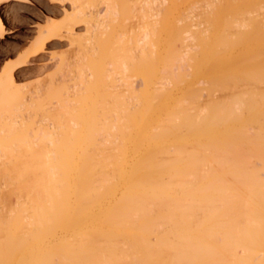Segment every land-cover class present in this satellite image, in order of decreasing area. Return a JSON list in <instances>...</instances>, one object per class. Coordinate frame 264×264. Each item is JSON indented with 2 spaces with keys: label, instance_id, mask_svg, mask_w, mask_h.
<instances>
[{
  "label": "bare ground",
  "instance_id": "1",
  "mask_svg": "<svg viewBox=\"0 0 264 264\" xmlns=\"http://www.w3.org/2000/svg\"><path fill=\"white\" fill-rule=\"evenodd\" d=\"M50 1L71 10L41 27L30 55L67 39L76 70L28 95L14 71L30 55L0 76V179L26 199L0 214V264H264V90H238L264 82L263 20L235 16L240 37L214 40L191 16L178 27L161 5L153 13V0ZM235 2L208 11L246 5ZM133 17L140 31L127 38ZM213 23L207 32L220 34ZM254 26L259 36L243 31ZM203 88L236 96L206 93L205 105ZM24 111L43 125L19 124Z\"/></svg>",
  "mask_w": 264,
  "mask_h": 264
},
{
  "label": "rangeland",
  "instance_id": "2",
  "mask_svg": "<svg viewBox=\"0 0 264 264\" xmlns=\"http://www.w3.org/2000/svg\"><path fill=\"white\" fill-rule=\"evenodd\" d=\"M126 1H127V3L129 2L131 5H133L134 2H135L133 0H126ZM143 1H145V0H139V6L136 5V4L135 5L138 6V8H140L141 7L140 3H142ZM174 1H173V3H174V5H173L171 0H155V1L153 0V2H154L153 3V9H155V10L152 9L153 10L152 12L154 13V11H156V9H157V12H159L160 9H162V10L165 9L166 13H167V15L166 14L165 15H166V17H168V21L170 23H172V24L177 25L178 27L182 26V24L185 23L183 21V18L186 15H187L186 17H190L191 16L192 17V21L191 22H193L195 24L196 23L198 24V26L196 27V29L198 31H200L204 27L205 30L202 29L201 31L204 32V35L208 39L217 40V38L221 37L220 36L221 34H222V37L224 35H229L232 38H239L240 36L237 37L238 35H237L236 31H235L237 28L231 27V25H230V22L235 18V16L237 17L238 15L241 16L239 18H242V19H243V17L248 18V19L251 18L250 20H252V16L253 17L256 16L257 17L256 18V22H257V19L260 18V19L263 20V22L262 21H260V22L264 24V5H263L264 4V0H260V2H257V4H256V1H258V0H243L244 2H246L245 4L247 6L243 5L242 0H237V1L242 2V5L244 6V8H243L244 11L242 9L243 6L236 7L237 10L235 8H233V6L227 7L229 5H232V3L234 2V0H229V3H227V6H225V8L222 6V8H220L222 10H219L220 17H219V15H218V17L220 19L216 18V17H213V13H216V12L210 13V11H208L209 6H210V5L208 6V4L209 3L211 5L215 4L214 6H216V7L219 6L220 7L223 3H224L223 5H225V2L222 3V0H219V1H221V4H219V5H218V3H220V2H218V0H204V1L203 0H200V1L199 0L198 1L197 0H195V1L194 0H174ZM224 1H226V0H224ZM190 2H192V3H190ZM240 2H237L238 5H239ZM261 2H262V4H261ZM175 3H176V5H175ZM237 3L235 2V5ZM143 4H144V2H143ZM143 4H142V6H143ZM151 4H152V0H151ZM192 4H193L194 7L190 6ZM194 4H196V5H194ZM135 5H133V6L135 7ZM160 5L162 6V8H160ZM188 5L191 8H185L186 6L188 7ZM259 5H263L262 8ZM214 6H211V7L213 8ZM246 8H247V12H245ZM68 9L71 10L70 1H64L63 3H57V2H51L50 0H28V1H25V0H8V1H6V6H3V4H2L0 6V11H1V14H2V16L4 18L5 25L7 27V33L4 34V36L2 38H0V76H3L2 73H4V71H6V69H8V68L10 69L12 67H15V66H17V63H19V61H21L23 59H26V56L27 55L29 56L31 54V51L34 48L35 42L39 38L38 36H40L41 27L43 28V27L47 26L50 21H55L56 23H61L65 19L66 10H68ZM165 10H163V11H165ZM239 10H241V11H239ZM236 11H239L240 13L238 14V13H236ZM243 12H245L247 14V17L245 16L246 14L244 15ZM164 13L165 12H163L162 14H164ZM180 13H181V17H180ZM182 14H184L185 16L182 15ZM209 14H212V15H209ZM159 16H162V15L159 14ZM162 17H164V16H162ZM135 18L136 17H133V20L132 19H126L127 20V21L125 20L126 23H123V24H127V26L124 25V26H126V28L124 30H122L123 29L122 28L121 31L123 32V34L126 35V37L128 36L127 38H131L132 36H130V35L132 33H134L133 31H136L139 28V27H136L137 21L135 20ZM181 18H182V22L180 24V19ZM157 19L159 20L160 18L157 17L155 20H157ZM248 19H246V20H248ZM204 20H207V22H205ZM239 20H241V19H239ZM208 21L214 22L213 24H214L215 28H216V23L220 24V28L223 27V30L220 29V31H219L221 33L220 34L218 33L219 36H218L217 33H215L216 34L215 35L214 31H212L213 34H210L211 32L208 33L209 32V29H208L209 24H207ZM251 22H253V21H251ZM258 22H259V20H258ZM199 26L202 27V28H200ZM260 26L261 25H259V29H260ZM117 27L115 29L120 31L119 30L120 27L118 29H117ZM74 29L76 30L77 33L78 32L79 33H81V32L84 33L85 24L82 23V24L76 26ZM206 29H208V32H207ZM259 29H256L255 26H254V28L251 27L250 29L243 30V31L249 32V34L250 33L251 34H257V36H259L260 35ZM177 30H178V28H177ZM237 30L241 31L239 29H237ZM139 31L140 30H138V32ZM136 32L134 34H136ZM162 32H164V33H162L163 34L162 36L160 34L159 41L163 42L162 41V39H163L162 37H164V39H163L164 40V43H163L164 45L159 43V45H161L159 47L162 48V45H163V48L162 49L160 48L161 50L158 49L159 50L158 52L166 53V51H167L166 46H167V42L169 40L170 33L165 34V32L167 33L168 31H164V30ZM216 32H218V30ZM134 34H132V35H134ZM8 35H10V37ZM164 35L165 36L167 35V36L165 37ZM140 37L141 36H139V38ZM250 37H251V35H250ZM263 37H264V35H263ZM263 37L260 36V39H259L260 43L259 44H260L261 48L259 49V47H258L257 50L258 51L260 50V52L261 53L263 52V54H264V45H263V41L261 40V38L264 40ZM256 41H257V39H256ZM192 42H193V40H192ZM192 42H191V44H192ZM248 42H250V41H248ZM255 44H257V43H255ZM259 44H257V45H259ZM192 46H193V44L189 45L188 48L189 49L192 48L191 50H194L196 47H195V45L193 47ZM132 47H133V49L135 48L134 46H132ZM197 47H198V45H197ZM135 50H137V49L135 48ZM135 50H133L134 52H132V53H134L133 55H135ZM191 50H189V51H191ZM199 50L200 49L197 48L193 52L196 53V51H197V53H199ZM138 51H140V50H137L136 52H138ZM74 52H75L74 46L69 45L67 39H63V40L54 39V40H52V42L51 41L48 42V44L45 47V50L41 51L37 55H34V56L30 55L28 57V62L24 63L22 66H20L19 68L15 69L14 74H15V78H16V80L18 82V86H20L21 89H23L28 95L29 91L32 92L31 90L35 91L36 89L38 90L40 88H41V90L43 92L46 91V89H47L46 87H48V84L50 83V81L51 80H56V79L60 78V76L64 75L65 79H70V77H69L70 75L69 74H71V73L73 74V71H70V70L74 69V74H75V70H76V68L74 67V64H73V59H74L73 56H75ZM139 54H141V53H138V54L136 53L137 56H139ZM136 55H135V59H137ZM248 55L250 56V54H248ZM186 57H185V59H186ZM139 58L140 57H138V59ZM187 58H189V55H188ZM247 58H248V56H247ZM185 59H184V61H182L181 67L183 66L184 69H186L188 67L187 68L188 71H186V70H184V71H186L188 73V74L187 73L186 74H187V77H189L188 76L189 72L192 69L190 67L191 63L190 62H186ZM61 65H62L63 68L61 67ZM148 67H150V65L146 66L147 69H148ZM181 67L178 69V71L182 70ZM189 68H190V71H189ZM60 70H62V71H60ZM184 71H183V74H184ZM193 72H194V70H193ZM61 73H62V75H61ZM191 77H193L192 74H191ZM200 78H201V76H200ZM202 78H203L202 80H205L204 77H202ZM202 80L200 79L199 81H201V83H202ZM248 81H250V79ZM248 81L245 82V83H244V81L243 82L241 81L242 83L240 82V84H239V85H241V87L237 86L238 88L240 87L241 89L239 88L238 90L239 91L240 90L241 91L246 90L245 87H244L245 84H246V87L248 85L251 86V87H255L256 86L257 88H259L258 89L259 91L261 90L263 92V90H264V82L255 83L252 80L250 82H248ZM205 82L208 83L207 80L204 81L203 85L200 84V88H202V87H204L206 85ZM242 84H243V86H242ZM197 86H199V85H197ZM207 86H205L204 88H206ZM233 87H234V91H233V89H232V91L236 92L237 91L236 90L237 87H235V86H233ZM204 88H203L204 91L203 92L201 91V94L204 93V94H202L203 97L201 98V100L203 99L202 101L205 100L204 104L206 103V100H208L209 97H210V96H208V98H206V96H207L206 93H209V95H212V94H210V92L211 93L214 92L215 93L214 96H219L217 98H221V96H223L221 99H224L228 95L227 100H229L232 97V94H233V92L231 93V91H229V89H231V88L225 89L227 92L224 89H221V88H218V89H215V90L204 89ZM207 88H209V87H207ZM249 88L250 87H248V89ZM44 93H43V95H44ZM223 94H225V97H224ZM229 95H231L230 98H229ZM233 95L236 96L235 94H233ZM202 105H203V102H202ZM25 111H24V113L22 112L20 114L19 118H16L19 124H21V122H22V125H23L26 122V124L29 125V124H34V121H35V122H37L35 124V125H37V127H40V126L43 125L41 123L43 121V115L41 113L36 112V115H38L36 117V116H33V115H35V113L33 114V111L32 112L30 111L31 113L29 111H28L29 113H27ZM46 122L47 121L44 122L45 125H46ZM39 123H41V125ZM25 155H26V157H28L27 154H25ZM28 155H30V154H28ZM31 157H32V154H31ZM263 164H264V162H263ZM0 165L2 167L3 164H0ZM1 167H0V170H1ZM263 171H264V169H263ZM0 177L3 179L2 176H0ZM263 178H264V175H263ZM5 180L6 179L1 181V179H0V182H2V183H0V188L3 187L5 189H7V190L3 189V191H0L1 192L0 193V197L2 195L4 197L6 195H8V197L6 196V198H7V199L5 198L6 200L4 199V197H2L0 199V214L3 213L4 211H5L4 214L10 213L8 209H10V211L11 210L14 211L15 209H17L19 207L17 205H22V204H19L20 202L17 201L19 198H20L19 201H21L22 199L26 201L24 196L21 197L18 194L13 193L14 192V191H12L13 187L11 188L12 190H9L8 188H10V184L8 185L7 182H5L7 184L3 183ZM1 184L2 185L3 184L6 185L7 187L6 186L4 187V185L2 186ZM0 190H2V189H0ZM8 190H9V193H11L10 191H12L13 195L9 196ZM5 193H6V195H5ZM14 196H15V198L9 199V198L14 197ZM23 200H22V202H23ZM13 203H14V205H13ZM6 211H7V213H6Z\"/></svg>",
  "mask_w": 264,
  "mask_h": 264
}]
</instances>
